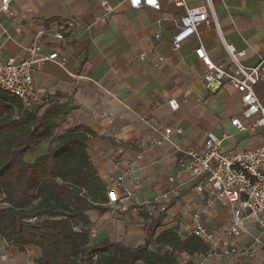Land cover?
<instances>
[{
  "label": "crops",
  "instance_id": "obj_1",
  "mask_svg": "<svg viewBox=\"0 0 264 264\" xmlns=\"http://www.w3.org/2000/svg\"><path fill=\"white\" fill-rule=\"evenodd\" d=\"M107 1L111 11L102 2ZM1 2V0H0ZM210 22L198 28L178 50L173 36L184 8L161 0V8H132L129 0H9L12 13L0 17V54L3 59L27 56L26 48L37 43L42 53L58 51L66 56L61 64L48 60L38 66L35 86L53 101L73 97L72 110L62 119V130L83 125L93 131L87 139L88 154L109 189L110 210L88 211L92 221L93 245L104 239L136 247L145 243L141 211L148 207L119 208L123 187L132 188L142 201L166 192L171 176L179 175L183 185L172 194L161 230L176 226L181 237L191 235V218L199 212L209 230L239 246H250L260 230L243 223L239 237L226 235L231 208L198 192L191 172L174 143L203 151L208 132L224 140V149L246 150L264 143V130L239 131L231 122L241 116V94L222 81L216 90L203 80L205 65L195 49L203 43L214 62L229 65L225 43L244 49V64H257L264 55V0H211ZM189 6L207 0H187ZM214 16V17H213ZM218 26L215 23V19ZM68 24L65 39L52 29ZM144 54V55H142ZM257 90L264 98V82ZM178 105L172 109L169 101ZM180 126L172 142L158 144L165 127ZM49 142L25 156L34 162L46 154ZM122 178L123 185L115 180ZM152 209V206L149 207ZM159 215L155 210L154 217ZM211 225H214L213 227ZM264 239V237H263ZM256 264H264V249L254 246ZM41 250L33 245L25 251L6 244L0 236V264H35ZM248 255V254H243ZM211 254L198 256L205 264ZM205 262V263H204Z\"/></svg>",
  "mask_w": 264,
  "mask_h": 264
},
{
  "label": "trees",
  "instance_id": "obj_2",
  "mask_svg": "<svg viewBox=\"0 0 264 264\" xmlns=\"http://www.w3.org/2000/svg\"><path fill=\"white\" fill-rule=\"evenodd\" d=\"M72 100L27 109L0 89V236L6 244L20 251L38 247L35 264H195L210 254L209 242L181 237L176 226L159 232L166 211L157 217L140 212L144 244H92L88 211H109L110 195L88 154L93 131L83 125L62 130ZM43 141L48 152L27 162L26 154Z\"/></svg>",
  "mask_w": 264,
  "mask_h": 264
},
{
  "label": "built area",
  "instance_id": "obj_3",
  "mask_svg": "<svg viewBox=\"0 0 264 264\" xmlns=\"http://www.w3.org/2000/svg\"><path fill=\"white\" fill-rule=\"evenodd\" d=\"M171 1L178 7L184 8V14L173 36V48L178 50L190 37L198 34L201 24L210 22V14H213L212 2L207 0L208 4L189 6L187 0ZM129 3L132 8L143 6L161 8V0H129ZM102 5L107 11H111L112 8L107 1L102 2ZM2 13H12L9 0H1L0 17ZM214 19L218 26L216 18ZM69 31L68 24L60 23L52 29V35L57 39H65ZM225 48L230 59L229 65L214 62L203 43L195 49L197 58L205 65L203 80L208 84L214 81L220 83L226 81L240 92L243 106L241 116L231 118L232 124L239 131L255 133L264 130V98L257 90L258 84L264 82V55L260 56L257 64L248 66L242 61L246 55L244 49L239 50L232 43H225ZM26 51L27 56L23 59L15 57L3 59L0 54V89L19 98L27 109L46 106L51 101V97L38 89L34 83L38 66L48 60L65 64L67 58L58 51L42 53L37 43L28 46ZM169 104L174 110L178 108L174 99H171ZM182 132L183 128L180 126L165 127L162 138L156 142L173 143L172 134ZM223 140L210 131L201 152L183 148L176 143L174 147L183 162L187 164L197 191L208 194V205L218 201L223 206L231 208V219L226 228V235L230 238L239 237L243 232V223L249 222L260 230L261 236L255 237L250 246H239L223 236L216 237L206 226L199 212H194L192 215L191 234L213 244V248H219L222 255L228 256L239 252L249 254L256 245L264 249V143L253 149L228 151L224 149ZM179 178V175L171 176L169 178L171 186L166 192L144 201L138 198L132 188L124 186L118 206L123 210L133 206L148 207L149 215L154 216L155 210L160 214L166 211L172 194L177 193L183 185L182 181L178 183ZM115 182L123 183L122 178ZM236 204L238 206H235ZM151 206L152 209L149 208Z\"/></svg>",
  "mask_w": 264,
  "mask_h": 264
},
{
  "label": "rangeland",
  "instance_id": "obj_4",
  "mask_svg": "<svg viewBox=\"0 0 264 264\" xmlns=\"http://www.w3.org/2000/svg\"><path fill=\"white\" fill-rule=\"evenodd\" d=\"M235 206H238L237 204ZM212 227L214 225H211ZM249 242L251 241H248V243H246L245 245L248 246ZM212 248H213V244L211 245ZM253 250L250 251V253L246 256V255H243L242 252H239V253H234V254H231V255H222L221 254V250L218 248V249H215L213 248V251L210 253L211 256L210 258L205 261L204 263L205 264H256L255 263V258L257 256V253L256 254H253Z\"/></svg>",
  "mask_w": 264,
  "mask_h": 264
},
{
  "label": "water",
  "instance_id": "obj_5",
  "mask_svg": "<svg viewBox=\"0 0 264 264\" xmlns=\"http://www.w3.org/2000/svg\"><path fill=\"white\" fill-rule=\"evenodd\" d=\"M219 86H220V82L219 81H214V82L210 83V88L212 90H216Z\"/></svg>",
  "mask_w": 264,
  "mask_h": 264
}]
</instances>
